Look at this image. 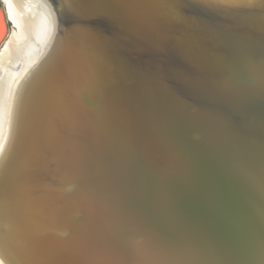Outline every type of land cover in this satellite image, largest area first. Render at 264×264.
Here are the masks:
<instances>
[{
	"label": "water",
	"instance_id": "obj_1",
	"mask_svg": "<svg viewBox=\"0 0 264 264\" xmlns=\"http://www.w3.org/2000/svg\"><path fill=\"white\" fill-rule=\"evenodd\" d=\"M64 1L81 21L82 55L64 75L58 135L22 175L1 166L4 259L264 264V1L240 4L236 18L174 0ZM172 44L191 73L167 68ZM241 62L249 74L228 70Z\"/></svg>",
	"mask_w": 264,
	"mask_h": 264
},
{
	"label": "bare ground",
	"instance_id": "obj_2",
	"mask_svg": "<svg viewBox=\"0 0 264 264\" xmlns=\"http://www.w3.org/2000/svg\"><path fill=\"white\" fill-rule=\"evenodd\" d=\"M258 1L262 0H174V3L183 4L188 9L191 7L186 5L209 6L210 10L227 13L226 15L236 18L237 15L243 16L240 4L251 5ZM3 2L13 29L9 30L8 36L0 46V167L4 164L5 168L7 166L12 168L15 164L22 175L30 164L38 159L39 147L44 145L46 139L49 143L56 134L58 135L56 124L57 121L64 120L63 114L66 111L64 75L71 69V65L77 66L79 63L76 65V61L81 59L82 25L65 1L3 0ZM225 38L223 44L225 50L232 57L239 55L233 39ZM171 47L167 51V68L177 67L176 70L180 74L191 73L187 61L185 64H179L174 57L173 49L176 46L172 44ZM197 62L193 59L192 67L200 71ZM227 66L229 71H238L237 74H249L248 67L243 62ZM216 67L219 70L226 69L219 64H216ZM204 69L210 71V68ZM206 102L200 100L199 105ZM54 128L55 134L52 135ZM86 128H91V124L88 123ZM67 146L72 151L71 143ZM67 146L65 149L71 154ZM57 148L58 142L55 148H52V154L58 157ZM104 148L107 162L116 161L118 152L114 143L104 145ZM76 152L75 149L71 155L74 156ZM2 167L0 176L3 174ZM11 168L6 174H9ZM18 178V174L12 177L10 185H18ZM14 232H8L6 235H15ZM18 233L23 235L24 230L20 229ZM0 262L11 264L4 259L1 252Z\"/></svg>",
	"mask_w": 264,
	"mask_h": 264
},
{
	"label": "rangeland",
	"instance_id": "obj_3",
	"mask_svg": "<svg viewBox=\"0 0 264 264\" xmlns=\"http://www.w3.org/2000/svg\"><path fill=\"white\" fill-rule=\"evenodd\" d=\"M9 29L12 30L13 29V26L11 23H9Z\"/></svg>",
	"mask_w": 264,
	"mask_h": 264
},
{
	"label": "snow or ice",
	"instance_id": "obj_4",
	"mask_svg": "<svg viewBox=\"0 0 264 264\" xmlns=\"http://www.w3.org/2000/svg\"><path fill=\"white\" fill-rule=\"evenodd\" d=\"M0 264H2V262H0Z\"/></svg>",
	"mask_w": 264,
	"mask_h": 264
}]
</instances>
